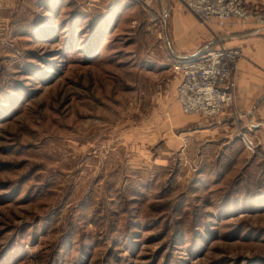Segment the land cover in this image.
Masks as SVG:
<instances>
[{
  "label": "rangeland",
  "instance_id": "obj_1",
  "mask_svg": "<svg viewBox=\"0 0 264 264\" xmlns=\"http://www.w3.org/2000/svg\"><path fill=\"white\" fill-rule=\"evenodd\" d=\"M172 2L0 0V264H264L255 130L175 144Z\"/></svg>",
  "mask_w": 264,
  "mask_h": 264
},
{
  "label": "crops",
  "instance_id": "obj_2",
  "mask_svg": "<svg viewBox=\"0 0 264 264\" xmlns=\"http://www.w3.org/2000/svg\"><path fill=\"white\" fill-rule=\"evenodd\" d=\"M161 2L164 6V0ZM247 6L251 9H264V0H247ZM171 13L173 27L167 39L170 58L195 57L216 40L229 48L239 49L243 54V61L236 75L235 110L222 116L204 118L187 115L180 108L184 116L176 117L180 137L177 136L175 144L178 145L180 138L187 141L182 145L185 152L188 143H199L200 147L208 142L219 145L230 140L228 142L232 143L235 139L234 125L236 121H241L248 133L255 130L257 147L264 154V28L233 22L224 27L204 28L175 2L171 4ZM170 67L177 80L169 87L173 89L177 100L181 75L174 69V63ZM178 105L181 107L179 103Z\"/></svg>",
  "mask_w": 264,
  "mask_h": 264
},
{
  "label": "built area",
  "instance_id": "obj_3",
  "mask_svg": "<svg viewBox=\"0 0 264 264\" xmlns=\"http://www.w3.org/2000/svg\"><path fill=\"white\" fill-rule=\"evenodd\" d=\"M182 1L204 27H224L236 21L264 28V12L250 9L247 0ZM242 58L239 49L229 48L219 40L195 57H176L174 69L181 75L177 101L183 113L211 118L231 108ZM247 134L242 133V140L248 149L254 150L255 144Z\"/></svg>",
  "mask_w": 264,
  "mask_h": 264
}]
</instances>
